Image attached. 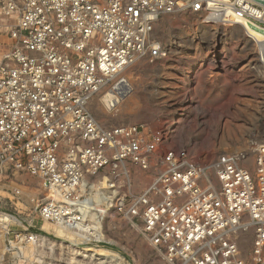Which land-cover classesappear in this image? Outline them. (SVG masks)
Here are the masks:
<instances>
[{"label":"built area","instance_id":"obj_1","mask_svg":"<svg viewBox=\"0 0 264 264\" xmlns=\"http://www.w3.org/2000/svg\"><path fill=\"white\" fill-rule=\"evenodd\" d=\"M182 11L209 26H241L264 65V0H0V188L18 183L9 201L0 197V264H41L44 251L65 245L82 252L113 214L170 264H246L248 230L251 259L264 264V124L249 148L209 164L186 150L153 163L162 136L143 122L107 124L92 110L104 88L118 99L116 80L138 58L173 52L155 27ZM154 167L143 184L135 170Z\"/></svg>","mask_w":264,"mask_h":264},{"label":"rangeland","instance_id":"obj_2","mask_svg":"<svg viewBox=\"0 0 264 264\" xmlns=\"http://www.w3.org/2000/svg\"><path fill=\"white\" fill-rule=\"evenodd\" d=\"M206 24L198 15L186 11L159 19L155 35L173 52L155 62L140 57L121 76L132 88L127 95H136L139 106L129 103V110L121 113L111 109L108 87L92 102L95 116L107 124L143 122L154 134L162 136L153 163L166 151L186 150L196 160L209 164L221 151L249 148L251 138L262 131L264 71L257 64L255 44L246 40L242 28ZM3 51L5 46L0 44V57ZM254 164L251 154L250 165ZM154 170L155 167L148 175L135 171L143 184H148ZM22 180L34 186L33 178L26 176ZM5 184L6 188H0V197L9 201L11 190L18 183L6 180ZM8 208L14 212L11 203ZM45 228L49 230L51 224L45 223ZM102 228L101 237L84 244L87 248L103 249L105 253L99 258L86 257L76 246L65 245L62 252L44 251L40 263L170 264L162 260L138 227L132 228L116 214L107 217ZM253 241L254 231L248 230L241 239L246 264H255L251 259Z\"/></svg>","mask_w":264,"mask_h":264},{"label":"bare ground","instance_id":"obj_3","mask_svg":"<svg viewBox=\"0 0 264 264\" xmlns=\"http://www.w3.org/2000/svg\"><path fill=\"white\" fill-rule=\"evenodd\" d=\"M238 28L241 29L242 27L239 26ZM251 29H253L257 33H260V34L263 33V32H261V30H258L256 28H251ZM181 37H180V39H182ZM261 53H262L261 54L262 55V59H264V46H261ZM260 66H261V68L264 71V67H263L264 65H260ZM116 81H117L116 82V89H117L116 96L118 97V99L117 98L116 99L113 98L109 104H111L114 108H116L115 111H117L118 113L119 112L120 113L121 112H126V110H129L128 105H129V103H132V102H133V104H135L136 107H138L139 104L137 102V96L135 95L134 97L129 98V96L127 95L129 93V91L132 89L131 85L127 81H125V79H123V77L119 78ZM107 92H110V93L112 92V94H113V90H111V89L109 91H107ZM100 100H101V98H100ZM80 253L82 255L86 256V257L91 256L92 258H94V257H98L99 258V256H102V254L105 253V252H103V249L96 250V249L88 248V249L83 250Z\"/></svg>","mask_w":264,"mask_h":264}]
</instances>
